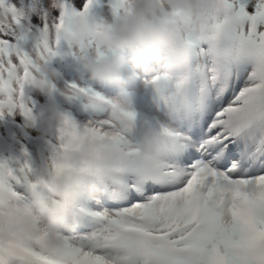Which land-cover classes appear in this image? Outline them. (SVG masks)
<instances>
[{
	"label": "snow or ice",
	"instance_id": "1",
	"mask_svg": "<svg viewBox=\"0 0 264 264\" xmlns=\"http://www.w3.org/2000/svg\"><path fill=\"white\" fill-rule=\"evenodd\" d=\"M96 2L0 0V123L15 126L18 145V155L0 156V196L45 198L39 174L60 163L66 138L110 141L106 158L85 164L98 191L80 198L59 244L0 237V264H264V0H224L232 25L210 17L214 40L185 39L168 69L179 78L153 116L120 109L118 96L86 82L50 81L61 120L41 134L36 113L48 99L29 80L39 63L76 56L57 30L74 15L92 16ZM122 4L115 0V15ZM160 70L149 64L139 73ZM147 83L164 88L156 76ZM142 123L177 145L152 181L135 147ZM29 132L38 154L25 147Z\"/></svg>",
	"mask_w": 264,
	"mask_h": 264
},
{
	"label": "clouds",
	"instance_id": "2",
	"mask_svg": "<svg viewBox=\"0 0 264 264\" xmlns=\"http://www.w3.org/2000/svg\"><path fill=\"white\" fill-rule=\"evenodd\" d=\"M114 2L97 0L90 9L92 16L67 18L58 28L57 37L64 44V51L67 47L75 49L76 56H57L52 61L39 63L35 69L29 80L30 91L48 99L36 113L41 134L51 132L61 120L59 108L51 99L54 93L50 81H58L63 86L67 77L77 74L78 79L108 82L109 86L113 82L120 89L126 84L128 93H137L141 97L145 90L149 91L147 81H151L155 73L143 75L139 73L140 69L153 63H158L161 69L174 66L182 58L185 39L189 36L207 34L214 40L216 32H209L210 17H215L223 26H231L234 21V13L225 6L224 0H123L118 15L112 10ZM172 58L175 61L171 62ZM64 75L67 77L63 78ZM174 83L170 81L164 87L170 88ZM128 93L116 98L122 110L134 108L133 96ZM55 94L64 96L65 91L60 88ZM5 134L8 136L0 139L5 143L0 144L13 142L15 148L9 149V145L1 156L18 155L15 126L0 123V135ZM65 145L59 154L60 163L39 174L45 198L34 195L17 202L7 195L0 196V237H41L45 244L55 247L64 232L75 223L80 198L94 196L98 191L96 179L84 170L85 164L106 158L110 141L80 135L66 138ZM135 147L142 161L143 178L149 181L160 177L177 151L171 137L158 126L147 123L140 125ZM28 148L34 151L32 146Z\"/></svg>",
	"mask_w": 264,
	"mask_h": 264
},
{
	"label": "bare ground",
	"instance_id": "3",
	"mask_svg": "<svg viewBox=\"0 0 264 264\" xmlns=\"http://www.w3.org/2000/svg\"><path fill=\"white\" fill-rule=\"evenodd\" d=\"M126 55H131V53H126ZM173 61H175V60L171 59V62H173ZM153 65H158V63H153ZM170 68H171L170 66H165L162 69L160 68L161 69L160 71L155 72V76L159 77V79H160V81H161V83L163 85L168 83V82H170V81H174L175 82V79L179 78V77L175 76V74H170L169 73L168 69H170ZM89 82L93 86H95V87H97L100 90L105 91V92L106 91L110 92V90L108 88L113 87V84H110V86H109L108 82H107V84H105L104 82L103 83H95V82H92V81H89ZM149 87H150V89H149V94H150L151 92H153V90H152L150 84H149ZM160 91H163V89H160Z\"/></svg>",
	"mask_w": 264,
	"mask_h": 264
},
{
	"label": "water",
	"instance_id": "4",
	"mask_svg": "<svg viewBox=\"0 0 264 264\" xmlns=\"http://www.w3.org/2000/svg\"><path fill=\"white\" fill-rule=\"evenodd\" d=\"M173 59V58H172ZM171 60V59H170Z\"/></svg>",
	"mask_w": 264,
	"mask_h": 264
}]
</instances>
